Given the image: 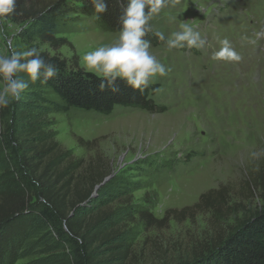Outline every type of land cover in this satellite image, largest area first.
Here are the masks:
<instances>
[{
    "label": "rangeland",
    "instance_id": "1",
    "mask_svg": "<svg viewBox=\"0 0 264 264\" xmlns=\"http://www.w3.org/2000/svg\"><path fill=\"white\" fill-rule=\"evenodd\" d=\"M181 22L192 24L207 44L151 46L168 69L150 81L159 84L153 98L163 112L119 107L108 116L74 108L45 113L47 131L82 161L80 171L95 166L134 187L109 203L113 209L129 205L131 212L125 264H177L204 255L263 205L264 36L257 33L264 31V0H168L150 24L167 37ZM20 28L0 18V55L36 47L81 70L85 53L118 34L86 17L58 31L54 45L25 42ZM225 38L239 61L213 58ZM10 155L0 145V189L7 167L2 157ZM2 236L4 243L14 238V264H45L40 257L49 240L27 215L13 218Z\"/></svg>",
    "mask_w": 264,
    "mask_h": 264
},
{
    "label": "trees",
    "instance_id": "2",
    "mask_svg": "<svg viewBox=\"0 0 264 264\" xmlns=\"http://www.w3.org/2000/svg\"><path fill=\"white\" fill-rule=\"evenodd\" d=\"M105 2L107 11L97 14L91 0H17L14 12L0 18L20 25L18 35L25 42L54 45L56 33L80 17L94 19L105 32L118 33L124 0ZM145 39L151 46L164 42L151 33ZM40 55L56 65L58 74L46 84L20 74L29 87L20 100L0 108V145L11 154L2 157L7 167L0 189V264L15 262L10 257L14 238L5 244L2 230L20 215H27L31 226L48 238L40 257L45 264H125L129 250L125 220L131 212L129 205L113 209L109 203L134 187L120 175L105 180L110 173L95 166L80 171L82 161L72 158L47 131L45 113L74 108L108 116L119 107L163 112L153 98L159 84L150 83L141 93L118 79V92L100 91L101 80L92 73L68 69L62 60ZM177 264H264V198L260 209L206 254Z\"/></svg>",
    "mask_w": 264,
    "mask_h": 264
},
{
    "label": "clouds",
    "instance_id": "3",
    "mask_svg": "<svg viewBox=\"0 0 264 264\" xmlns=\"http://www.w3.org/2000/svg\"><path fill=\"white\" fill-rule=\"evenodd\" d=\"M17 0H0V17L13 13ZM94 13L107 11L105 0H91ZM168 4V0H124L121 3V14L117 36L111 43L97 47L85 53L81 58L82 68L86 73H92L100 78L99 90L106 88L113 93L118 92L117 80L123 81L133 90L143 92L152 78L166 75L168 69L151 51V41L145 39L151 33L159 41H164L168 49L196 48L204 49L207 40L203 38L192 24L181 22L177 30L167 37L164 32L154 30L150 21ZM147 9V11H146ZM264 36V31L257 33ZM220 47L213 58L229 61H239L240 55L233 49L231 42L225 38L219 41ZM31 82L40 80L46 84L58 74L56 65L46 61L36 47L23 51L11 50L10 55H0V78L3 87L0 88V108L7 107L12 100H20L21 94Z\"/></svg>",
    "mask_w": 264,
    "mask_h": 264
},
{
    "label": "water",
    "instance_id": "4",
    "mask_svg": "<svg viewBox=\"0 0 264 264\" xmlns=\"http://www.w3.org/2000/svg\"><path fill=\"white\" fill-rule=\"evenodd\" d=\"M108 179V177L105 178V180ZM97 187V186H96Z\"/></svg>",
    "mask_w": 264,
    "mask_h": 264
}]
</instances>
